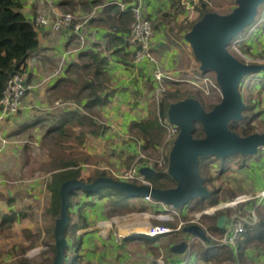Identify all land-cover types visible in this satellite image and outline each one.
I'll return each mask as SVG.
<instances>
[{"label":"crops","instance_id":"obj_1","mask_svg":"<svg viewBox=\"0 0 264 264\" xmlns=\"http://www.w3.org/2000/svg\"><path fill=\"white\" fill-rule=\"evenodd\" d=\"M20 1L23 4L22 11L31 22H33L36 16L41 14L55 16L57 13L70 12L68 9H73L71 12L78 14L75 20L77 23L83 17L87 16L84 14L95 11L93 17L88 20L79 32H75L74 26L59 32L52 31L49 27H40L36 29L39 46L31 52L24 72L29 90L25 98L24 113H22L24 116H22L23 119L26 116L27 119L26 123L21 127V130L29 126H43L44 124L51 123V125L47 127V130H49L51 126L60 122L59 119L65 118L66 114L77 104H72L70 102H64L62 104L63 99H68L69 101L74 100L66 98L65 95H63L65 91L63 86H61L63 83L60 81L75 74L69 71V67L72 64L83 63L81 53L99 49L102 53L110 56L111 66L106 68V72L108 76H111L110 86L113 89V96L110 98L108 104L95 108L97 112L95 114L97 121L105 124L107 128L98 136L88 134L84 150L86 154L89 155L90 159L89 162L82 164L83 174L89 175L97 170H107L116 178V174L114 175L116 170L122 173L126 169V157L129 154L141 153L140 147L142 142H136L132 139L129 134L130 123L135 120L146 119L149 116L151 108L145 107L143 109L144 106L141 108L136 107L135 103L131 101L130 92L136 87H134V85L139 83L138 81L153 85L158 92V83L155 81L153 74V63L146 61L138 66L133 65L132 48L129 46L127 49L130 54L128 59L129 65H126L127 59L125 60L123 58L122 52L112 54L117 45L111 49L107 48L108 34L114 29V27L113 29L111 27V22L118 23L117 18L119 12L128 9L137 0ZM198 1L199 0H146L143 5L144 15L146 17L150 16L152 20H158L164 13L168 12L173 16V18H171L173 19L172 22H170V24L168 22L163 23L159 31L155 29L154 25L155 31L152 38V46L155 53H157L156 51H158V53H163L160 57L157 56L160 64H163L165 69L173 70L174 73H177V69L180 68V66L178 67L179 63H177V58L179 54H181L180 51L184 52L186 48L190 50V44L185 39L177 40V44L171 43L167 36V32H170L171 25L175 26L176 23L180 24L182 21H193L197 19L199 13L195 6L198 4ZM174 2H176L177 9L182 11H180L179 14H177L175 10H172ZM120 3H124L126 8H122ZM113 5H118V8ZM81 35L84 37V42L80 41L79 37ZM249 51H251V48ZM253 52L254 51H252V53ZM258 61L262 62L259 58ZM61 63L63 70L61 73L56 74ZM193 68L194 70L197 69V67L194 66ZM102 95H105V93L102 92ZM120 95H124L125 99L120 97ZM116 100L122 101L123 106H125L121 107L119 110L120 113L117 116L121 119V132L111 131L113 125L110 121L117 112L113 109L108 110L106 108L112 105L118 106L119 103H117ZM43 101L46 103H52L54 101V103L58 105V111L52 113V118L50 119L42 115L43 113H41V111L33 110L32 108L37 102L40 103ZM70 104L72 105L70 106ZM66 105H69V107H66ZM30 114H32L31 117H29ZM105 116L110 120L104 121L103 117ZM16 117L17 116H13L0 122V128H4L6 131H15V124L20 123L22 119V117ZM3 138L5 137H2L1 140H3ZM98 147H100V149H98ZM0 148H4L1 142ZM260 150L257 155L252 156L245 162V165H241L242 168L240 167V169L242 170L235 173V176L240 180L242 179L245 190L250 194H257L264 189V148ZM121 161L123 163L122 169H120L119 166ZM1 181L3 180L0 179V190L11 195L12 193L9 189L2 188L3 182L1 183ZM237 195H239L238 192ZM135 198L131 199L133 211L130 213L127 212V217L118 219L116 218L118 215L110 216L109 214L110 204L108 198H88L81 191L78 192L76 200L80 201V204L76 205L75 209L78 210L79 207L83 205L81 213L85 217L88 225L85 228L78 227L76 232L78 238L81 240V246L78 252L81 257L80 264H151V262L159 264L158 260L160 259L164 262L162 264H189V262L193 264H233L232 261L229 260L221 263L205 262L201 260L197 255L198 251L202 250L204 247L210 246L203 244L201 241H199V245L197 244V249L194 248V250L191 248L190 255L187 253V262L186 254H179L177 250L172 248H159L158 242L160 243V240L172 237L175 235V232L159 235L158 239L154 242L148 241L147 239L125 240V237L132 234H146L150 225L161 224L156 221L164 222L165 225L169 224L151 215L152 213L163 211L162 207L147 202L144 198L141 200L145 201L146 205L141 206L138 205V199ZM89 200H92L93 203H87ZM260 202L264 204V197ZM140 212L142 213L140 214ZM187 212H189L188 209H185L184 213L182 211V216L184 217V214ZM189 214L192 215L191 213ZM130 215H132V217H129ZM78 217L79 212L76 213L75 219L78 220ZM105 223H110V225L107 226ZM182 229L177 232H180ZM181 234L185 235L186 232L184 233L182 231ZM189 238L190 237L187 239ZM173 240V238L169 240L170 247L174 244ZM231 248L237 253L236 262L238 261L240 264H264V243L249 244L244 250V255L241 257H239L237 252L238 244L236 248ZM183 257H185V259Z\"/></svg>","mask_w":264,"mask_h":264},{"label":"trees","instance_id":"obj_2","mask_svg":"<svg viewBox=\"0 0 264 264\" xmlns=\"http://www.w3.org/2000/svg\"><path fill=\"white\" fill-rule=\"evenodd\" d=\"M118 8V5H113ZM176 2H174L172 10L179 14L180 11L176 7ZM112 7V6H110ZM199 15L197 19L193 21H182L180 24L171 25L170 32H167V36L171 43L177 44V40L185 39L186 34L191 31L194 24L200 21L206 13L217 12L212 9V5L209 0H199L198 4L195 6ZM23 4L20 0H0V96L3 93L9 79L16 72L24 73L26 70L27 61L30 54L39 46V39L37 36V28L34 26L24 12L22 11ZM182 12V11H181ZM228 13H231L228 12ZM226 13V14H228ZM177 16V15H176ZM147 18L150 19V16ZM170 12L164 13L158 20H152L155 25V29L159 31L163 23L172 22L173 19ZM175 19V18H174ZM118 23L111 22V27L113 29L111 33L108 34V44L107 48H114L113 53H121L123 58L126 60V65H129V40L128 36L131 31V25L134 21V13L131 10V6L119 12ZM76 21H74V24ZM186 40V39H185ZM188 42V41H187ZM81 58L83 60L82 64H72L69 67L70 72L76 71V69H81L85 72V76L81 77L80 80L75 81L72 77L63 79L60 82L63 83V89L65 91L66 98H71V100L79 101L81 103L80 107L75 105L62 119L60 122L51 126L47 130L48 134L58 133L60 135L67 136V134H72L71 125H77L76 136L82 145V150H84V145L87 142L88 134L100 135L104 132L107 126L105 124L99 123L95 117L97 113L95 108L102 107L110 102V98L113 96V89L111 88V76H108L106 68L111 66L110 56L102 53L99 49H93L81 53ZM260 64V63H259ZM198 70V71H197ZM212 71V70H209ZM77 72V71H76ZM196 76H204L206 73L200 67L195 69ZM176 77V76H175ZM173 77L172 82L177 83L184 80V77L175 78ZM156 81V80H155ZM78 82H81L78 85ZM260 82L262 83V88L264 89V70L260 77ZM102 92L105 95H102ZM195 98L203 101L199 95L189 90L183 89H167L165 94L159 100L158 103L150 108L149 116L146 119L135 120L130 123L129 134L134 141H141V153L139 154H129L125 159V166L128 169L140 154L146 156V158H140L139 162L147 163L150 150H157L163 146L165 138L167 135V127L164 122L168 119V110L171 104ZM222 100V98H221ZM203 103V102H202ZM245 112L249 113L253 110V107L249 103H245ZM204 105V104H203ZM215 105H212L209 110L213 109ZM205 107V106H204ZM87 112V113H86ZM93 112V113H92ZM20 111L18 112V114ZM257 116V113H251L247 116L243 114L241 120H234L229 123L230 129L235 131L241 136H248L257 132H254V127H252V121ZM74 132V131H73ZM75 134V132L73 133ZM193 135L197 138L204 137L203 125L196 122L193 127ZM57 140H60L57 137ZM62 146V145H61ZM59 146V147H61ZM167 147V146H166ZM164 147V149L166 148ZM62 150V149H60ZM170 148H167L164 152V158L166 160L165 164L160 165L156 163L154 165V172L148 178L152 185L159 189H170L177 186L176 181L172 178L170 173L167 171L169 167V155ZM85 152V150H84ZM204 157H200L199 160V170L204 178L205 186L208 188V184L213 182L214 178L212 176L204 177L206 171L205 167L210 165L204 164ZM206 158V156H205ZM228 158H225L223 165L220 167V173L224 174L228 171ZM89 155L85 152V159L71 158V157H54L50 163V178L47 183V190L50 195V202L46 208L45 216L50 218L55 224L56 220L61 216L62 208V198H61V186L64 182L70 179H80L86 183L94 182L98 177L110 176L111 173L107 170L104 171H94L89 175L83 174V163L89 162ZM205 166H204V165ZM243 166V165H242ZM125 169V170H126ZM203 173V174H202ZM114 178V177H113ZM118 179V178H115ZM104 189V188H103ZM103 189L97 191H86L73 190L70 192V205H69V218L70 222L66 229L65 236L67 238V250L65 254L64 264H80L81 257L78 252L81 246V240L78 238L76 232L78 227H87V222L85 217L81 213L83 208L81 205L78 210L75 209L76 205L80 204V201L76 200L78 192L81 191L86 197L91 198H108L110 204L109 214L110 216L122 215L123 213L132 212L133 204L131 199L133 196L127 195L117 189L109 188L107 191H102ZM211 196L210 206L217 205L221 200L233 199L237 196V192L231 187L223 189L222 187H217L216 189H210ZM223 192H226L223 197ZM135 198V197H134ZM87 203H93L89 200ZM85 204V203H84ZM200 205V210L206 207L203 204ZM247 207L255 210L258 216V222L248 226L247 231L241 235L238 240V255L239 257L244 255L245 248L251 243L261 244L264 243V204L254 199L248 202ZM246 205L239 206L238 210H242L247 214ZM136 207V206H134ZM124 209V210H123ZM126 209L127 212H126ZM79 212L78 220L75 219L76 213ZM230 210H221L216 212L214 215L204 214L201 220L209 227L210 231L216 235H222L224 229L218 227V219L222 215H229ZM26 213L22 211H12L8 213H0V226L5 224L12 225L14 222L19 221L21 218L25 217ZM157 223L165 224L161 221H156ZM158 236H149L146 234H132L125 237V240L133 239H147L148 241L154 242L158 239ZM54 258L56 255V246H54ZM237 253L228 245H212L204 247L202 250L198 251V257L205 262H217L221 263L224 261L236 262ZM52 259H46L41 264H52L54 261ZM16 264H31L28 259L22 258ZM89 264V263H88Z\"/></svg>","mask_w":264,"mask_h":264},{"label":"rangeland","instance_id":"obj_3","mask_svg":"<svg viewBox=\"0 0 264 264\" xmlns=\"http://www.w3.org/2000/svg\"><path fill=\"white\" fill-rule=\"evenodd\" d=\"M209 1L212 5V9L221 14H226L230 11L232 12L234 8L237 7L236 0ZM263 8L264 3L259 6L258 16L254 22L246 26L244 30L234 38L236 40H233L228 46L229 51L243 63L246 62L242 59L245 60V57L248 55V57H252L254 59L259 58L262 60V62L259 63L264 66V20L255 27V23L258 21V17L260 16L259 13L262 12ZM71 10L73 9H68L70 12ZM90 13L91 12H88L84 15H88ZM75 14L78 15L77 13ZM233 45L235 46L234 48L238 49V54L236 50L232 48ZM250 48L251 51H249ZM252 51L254 52L252 53ZM156 52L158 57L163 54L162 52ZM180 53L181 54H179L177 58V63H179L178 67L180 66V68L177 69V73H174L171 69H165L164 65L161 64V67L167 75L172 77L176 76L175 78L184 77V80L177 83H173L172 80L167 79V89L180 88L194 92L201 97L206 110H209L212 105H216L221 102L222 98V91L217 82L216 73L214 71H207L204 76H196L193 66L201 68V62L195 57L191 44L190 50H187L186 48L184 52L180 51ZM76 71L75 74L71 76L72 79H75V81H78L81 77L85 76V72H83V70L76 69ZM262 74L263 71L249 74L242 79V83L240 85V92L244 102L249 103L250 106L253 107L251 112L247 113L244 111L243 114L250 116L251 113H257V116L252 121V127H254V132L259 133H264V89L262 88V83L260 82ZM138 82V84L134 85V87H136L130 92L132 103H135V106L139 108L144 106L143 109L145 107H152L154 103H157V101L161 99V96H163L162 93L157 92V90H155L156 88L147 82ZM80 83L81 82H78V85H80ZM120 97L125 99L124 95H120ZM64 102H70L72 104L75 103L78 106L81 105L78 100L69 101L68 99H63L62 104ZM117 103H119L118 106L112 105L106 107L108 110L113 109L117 112L110 121L113 125L111 127L112 132H121V119L117 116L120 113L119 110L121 107L125 106H123V103L120 100H118ZM72 104H70V106ZM57 106L58 105L55 104L54 101L52 103H46L43 101L40 103L37 102L32 108L33 110L35 109L41 111V113H43L42 115L47 116V119H50L52 118V113H56L58 111ZM67 106L69 107V105H66V107ZM22 113H24V109L16 115V118L22 117ZM31 116L32 114L29 115V117ZM23 117L20 120V123L15 124V131H6L4 128H0V142L4 145V148H0V179L3 180L1 181V183L3 182L2 188H7L12 193L10 195L9 193H5L0 190V213H8L12 211H22L23 213H26L25 217L14 222L12 225L5 224L0 226V264H16L22 258L28 259L31 264H41L46 261V259L54 258V246L56 242L54 234L55 223L50 218L45 216L46 208L51 199L47 190V183L50 178V163L54 157L60 156L71 158L77 157L81 160L85 159V152L82 150V145L76 136V132L78 130L77 125L73 124L70 126L72 134H67V136L60 135L58 133L48 134L47 127H49L51 123L44 124L43 126H29L21 130V127L26 123L27 119V116L24 119ZM108 119L109 118H106V116L103 117L104 121ZM73 131L75 134H73ZM2 137H5L3 139L6 140V142L1 140ZM57 137H59L60 140H57ZM168 147L169 146L167 145L165 149H162L161 146L160 149L150 150L148 161L160 160ZM98 149H100V147H98ZM254 155H257V153ZM254 155H242L237 153L229 156V169L224 174L220 173V167L223 165L225 158L212 156H206L205 158L204 156V164L209 165L210 162V165L205 167L206 171H204V177L206 178L208 176H212L214 178L213 182L208 184V188L216 189L217 187H222L223 189H227V187H231L238 192V194H250L245 190L242 179L240 180L237 176H235V173L242 170L240 169V167L242 168L241 165H245V162H247ZM119 166L120 169H122V161ZM118 173L119 172L116 170L114 175ZM108 189L109 188H104L102 191H107ZM225 193L226 192H223L221 197H223ZM142 198L143 197L135 198L138 199V205H146L145 201L141 200ZM199 204H203L205 207L207 206L206 208L211 207L209 197H195L184 207L180 208L183 213L185 209H188L189 211L184 214V217H182L186 223L187 220L189 221L194 218L193 215L195 213L202 212L204 210H200ZM127 210L128 209H126V212ZM127 216L128 213H123L122 215H118L116 218L122 219ZM129 217H132V215ZM201 222L205 224L202 220ZM178 223L179 219L175 216L173 225H178ZM105 225L108 226L110 223H105ZM189 226L199 227L198 224H185V227ZM185 227L180 232H173L175 235L172 237L160 240L158 245L159 248H172L177 250L179 254H186L187 262V253L190 255L191 248L197 249V244L201 240L196 239L197 236L192 233L186 232L185 235L181 234L182 231L185 233ZM200 235L204 237L202 239H205L203 231L200 232ZM188 237L191 239H187ZM171 238L174 239V244L170 247L169 240ZM183 258L185 259V257ZM158 262L159 264L164 263L161 259L158 260ZM151 264L154 263L151 262ZM189 264L193 263L189 262Z\"/></svg>","mask_w":264,"mask_h":264},{"label":"water","instance_id":"obj_4","mask_svg":"<svg viewBox=\"0 0 264 264\" xmlns=\"http://www.w3.org/2000/svg\"><path fill=\"white\" fill-rule=\"evenodd\" d=\"M237 7L229 14L209 12L194 24L185 39L191 44L195 57L201 62L205 72L216 73L222 91V100L211 110L195 98L182 100L170 105L169 121L180 128L169 155L168 172L177 186L159 189L151 185L115 179L110 176L98 177L92 183L80 179H70L61 186V216L55 224L56 255L52 264H64L67 250L66 229L69 225L70 192L84 189L97 191L114 188L133 197L151 195L153 198L176 207H184L195 197H210L211 191L205 186L199 170L200 157L212 156L227 158L233 154L254 155L264 147V133L241 136L229 127L234 120H241L246 104L240 92L242 79L252 73L264 70L260 64L241 62L228 49L229 44L246 26L254 22L258 9L264 0H236ZM196 122L203 125L204 137L193 135ZM153 167L144 166L141 173L149 178ZM227 215L218 219V227L224 228ZM206 233L201 226L185 227V232L204 238Z\"/></svg>","mask_w":264,"mask_h":264},{"label":"built area","instance_id":"obj_5","mask_svg":"<svg viewBox=\"0 0 264 264\" xmlns=\"http://www.w3.org/2000/svg\"><path fill=\"white\" fill-rule=\"evenodd\" d=\"M146 0H137L134 4L131 5V10L134 13V21L131 25V31L128 36L130 47L132 48V63L135 66H138L146 61H150L154 64V78L158 83V92L164 95L167 90V79L173 80V77L167 75L166 72L161 67L159 59L156 53L153 50L152 38L154 35V24L151 19L147 18L143 12V5ZM122 8H126L124 3H120ZM95 11L90 15L83 17L80 21L74 24V21L77 19V15L73 12H63L57 13L55 16L48 14H41L35 17L33 24L36 28L40 27H49L52 31L59 32L63 29H69L74 26L75 32L81 31L82 27L88 22L90 18L93 17ZM258 21L255 23V27L259 25L264 20V10L259 13ZM258 16V15H257ZM254 27V25H253ZM80 41L84 42V37L81 35ZM236 39H234L235 41ZM233 49L238 51L237 48ZM238 54V52H237ZM239 57V55H238ZM241 58V57H240ZM247 64H259L258 59L252 57H245V60L242 59ZM64 62V60H63ZM63 70L62 63L57 69L56 74L61 73ZM29 90V85L27 83V78L24 73L16 72L9 79L5 89L3 90L2 95L0 96V122L3 120L16 116L19 111L24 108L25 98ZM59 104V102H58ZM167 127V135L165 142L162 146V149L169 146L172 148L175 139L180 133V128L172 124L169 119H166L164 122ZM3 142L6 140L3 139ZM264 148V147H262ZM261 149V148H260ZM259 149V150H260ZM140 158H146L145 155H139L135 159V162L121 174H116V178L123 181L134 182L137 184L152 185L148 178L141 173V168L144 166L154 167L156 163L163 165L166 160L164 155H162L160 160L157 161H148L147 163L139 162ZM169 167L167 168L168 171ZM264 197V189L257 194H239L235 198L228 201H221L219 204L211 206L204 209L202 212L195 213L194 218L191 220L182 219L181 210L179 207L174 205L166 204L162 201H159L153 198L151 195L144 196L143 198L150 203L162 207L163 211L158 212L157 214L152 213L151 215L155 218H158L162 221L169 223L165 224H155L150 225L147 229V235L149 236H158L177 232L182 227H185V224H198L203 228L207 235V239H202L201 237H196V239L201 240L205 245H228L230 247L236 248L237 243L241 235H243L249 225L255 224L258 222V216L254 209L247 207V203L257 199L259 202ZM246 205L247 214L242 210H238L239 206ZM230 210L229 215H227V221L225 224L224 233L222 235H216L210 231L206 224L201 222V218L204 214L214 215L216 212L221 210ZM142 212H140L141 214ZM175 216L178 217V225H173L175 221ZM172 224V225H170ZM233 264H240L238 261Z\"/></svg>","mask_w":264,"mask_h":264}]
</instances>
